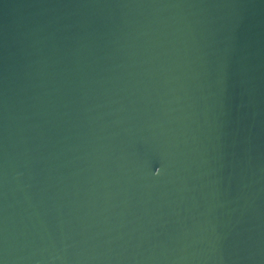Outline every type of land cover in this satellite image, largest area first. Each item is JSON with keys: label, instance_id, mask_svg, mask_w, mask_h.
<instances>
[{"label": "water", "instance_id": "95a60500", "mask_svg": "<svg viewBox=\"0 0 264 264\" xmlns=\"http://www.w3.org/2000/svg\"><path fill=\"white\" fill-rule=\"evenodd\" d=\"M0 264H264V0H0Z\"/></svg>", "mask_w": 264, "mask_h": 264}, {"label": "snow or ice", "instance_id": "6c2138e0", "mask_svg": "<svg viewBox=\"0 0 264 264\" xmlns=\"http://www.w3.org/2000/svg\"><path fill=\"white\" fill-rule=\"evenodd\" d=\"M160 171V169H157V172H159Z\"/></svg>", "mask_w": 264, "mask_h": 264}]
</instances>
